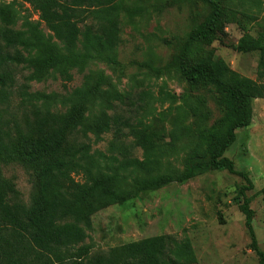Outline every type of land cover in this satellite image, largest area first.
<instances>
[{"label":"trees","instance_id":"16d2710c","mask_svg":"<svg viewBox=\"0 0 264 264\" xmlns=\"http://www.w3.org/2000/svg\"><path fill=\"white\" fill-rule=\"evenodd\" d=\"M200 1L210 7V13L188 32L178 67L191 87L214 91L222 114L197 135L196 145L202 146L206 162H191L177 176L152 174L159 170L164 152L147 121L154 98L145 90H107L101 97L98 86L102 76L94 84L86 78L65 95L26 90L27 82L43 81L49 76L59 77L65 85L72 79L73 70L83 73L94 60L114 63L121 41L120 12L124 0L0 3L1 103L9 100L15 68L20 66L27 71L26 83L18 92L26 110L24 130L9 133L3 116L6 108L0 109V165L22 161L36 169L38 180V191L25 206L15 200L13 182L0 172V264L192 263L195 258L189 241L172 235L149 236L93 252L84 240L91 228V216L121 201L127 182L137 192L147 191L172 182L183 183L209 167L227 170L245 181L239 189L240 210L251 249L258 256V264H264V251L258 246L252 226L254 211L245 194L253 183L248 172L235 170L233 160L225 155L236 140V130L250 125L252 101L264 99V44L244 34L231 45L238 52H259L255 79L241 75L210 53L189 63L191 48L218 39L221 27L218 0ZM14 4L28 6L37 18L32 19L28 9L24 14L18 13ZM41 25L50 32L48 37ZM160 96L163 100L174 99V95L162 90ZM88 104L97 108L90 126L85 124L84 116ZM190 110L198 114L197 107ZM105 133L111 134L108 155L92 150ZM134 148L141 149L140 158L131 154ZM128 169V174H121ZM76 175L80 180L75 179Z\"/></svg>","mask_w":264,"mask_h":264},{"label":"rangeland","instance_id":"374dc122","mask_svg":"<svg viewBox=\"0 0 264 264\" xmlns=\"http://www.w3.org/2000/svg\"><path fill=\"white\" fill-rule=\"evenodd\" d=\"M11 2L0 0L4 4ZM218 3L222 10L218 39L210 44H195L188 61L194 62L210 53L241 75L255 79L259 52H238L231 45L244 34L264 44V0H218ZM14 7L22 14L28 9L32 19L37 18L26 5L14 4ZM209 13L210 7L200 0H124L120 12L121 41L114 63L94 60L83 73L73 70L72 79L65 85L59 77L49 76L43 81L27 82L26 90L65 95L86 78L94 84L99 76H102L98 86L101 97L107 90H145L154 98L147 121L152 124L157 143L164 152L159 170L152 174L177 176L191 162H206L202 146L196 145L197 135L222 114L214 91L191 87L178 67V57L188 32ZM41 30L48 37L50 32L44 25ZM26 74L20 66L15 68V83L10 88L9 100L0 102V109L6 108L3 116L11 134L15 129L24 130L26 110L20 104L18 92L26 83ZM161 90L174 95V99L163 100ZM194 107L198 114L190 110ZM96 109L89 104L85 109L87 126L92 125ZM185 109L187 113H183ZM252 111L250 125L236 131V140L225 155L233 160L235 170L247 171L253 183L245 194L254 211L252 226L258 246L264 251V99L253 100ZM177 112L180 119L175 126ZM110 138V133L103 134L102 140L92 145V150L108 155ZM131 154L140 158L141 149L134 148ZM128 171L121 174H128ZM0 172L3 178L13 182L17 191L15 200L28 206L38 191L36 169L22 161H12L2 163ZM75 179L80 180V177L76 175ZM242 184L245 181L239 175L210 167L183 183L172 182L147 191L137 192L132 183L127 182L121 201L91 216V228L84 243L91 246L93 252L166 234L189 241L195 260L188 264H258L240 210Z\"/></svg>","mask_w":264,"mask_h":264},{"label":"crops","instance_id":"0c3cea01","mask_svg":"<svg viewBox=\"0 0 264 264\" xmlns=\"http://www.w3.org/2000/svg\"><path fill=\"white\" fill-rule=\"evenodd\" d=\"M255 100H256V99H255ZM259 100H262V99H259ZM239 130H240V129H239ZM236 131H237V130H236ZM250 134H252L251 131H250ZM236 135H237V132H236Z\"/></svg>","mask_w":264,"mask_h":264}]
</instances>
